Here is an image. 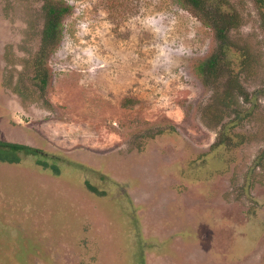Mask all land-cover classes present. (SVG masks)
Instances as JSON below:
<instances>
[{
  "label": "rangeland",
  "instance_id": "rangeland-1",
  "mask_svg": "<svg viewBox=\"0 0 264 264\" xmlns=\"http://www.w3.org/2000/svg\"><path fill=\"white\" fill-rule=\"evenodd\" d=\"M44 1L0 0V141L41 152L0 161V264H264L254 0H205L237 17L214 75V32L181 0H55L43 91Z\"/></svg>",
  "mask_w": 264,
  "mask_h": 264
},
{
  "label": "trees",
  "instance_id": "trees-1",
  "mask_svg": "<svg viewBox=\"0 0 264 264\" xmlns=\"http://www.w3.org/2000/svg\"><path fill=\"white\" fill-rule=\"evenodd\" d=\"M184 6L188 7L196 16H198L203 24L211 28L214 32L216 41L215 52L200 65V71L203 74L214 75L221 64V60L228 52H231V44L228 41L227 32L229 28L234 26V19L236 15L232 11H226L220 4L210 8L205 0H181ZM257 7L262 12V19H264V0H254ZM44 12V23L41 30L40 42L37 55L34 61L35 76L44 91L49 81L48 69L46 67V60L53 49L57 46L61 38V21L65 15L69 13V8L59 1L45 0L42 6ZM226 61V60H225ZM0 150L5 151L4 154H11L23 152L36 157L41 152L38 149L28 146L10 145L0 141ZM12 152V153H11ZM1 162L17 163V158H6L1 156ZM44 163H38V165ZM53 170H56L53 168Z\"/></svg>",
  "mask_w": 264,
  "mask_h": 264
},
{
  "label": "bare ground",
  "instance_id": "bare-ground-1",
  "mask_svg": "<svg viewBox=\"0 0 264 264\" xmlns=\"http://www.w3.org/2000/svg\"><path fill=\"white\" fill-rule=\"evenodd\" d=\"M245 257V256H244Z\"/></svg>",
  "mask_w": 264,
  "mask_h": 264
}]
</instances>
